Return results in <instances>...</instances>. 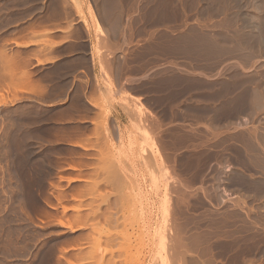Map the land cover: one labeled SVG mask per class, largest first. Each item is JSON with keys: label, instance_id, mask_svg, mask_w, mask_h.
Instances as JSON below:
<instances>
[{"label": "rangeland", "instance_id": "1", "mask_svg": "<svg viewBox=\"0 0 264 264\" xmlns=\"http://www.w3.org/2000/svg\"><path fill=\"white\" fill-rule=\"evenodd\" d=\"M23 1L0 0L2 64L11 23L41 9ZM117 3L103 25L90 8L102 58L139 77L117 120L105 100L94 131L61 123L68 104H0V264H264V0Z\"/></svg>", "mask_w": 264, "mask_h": 264}, {"label": "crops", "instance_id": "2", "mask_svg": "<svg viewBox=\"0 0 264 264\" xmlns=\"http://www.w3.org/2000/svg\"><path fill=\"white\" fill-rule=\"evenodd\" d=\"M6 1L7 0H2L3 4H5ZM12 1L14 2L17 0H12ZM21 1H23V0H21ZM35 1L36 0H24L23 2L18 3L20 6H18V4H12L13 8H15V6H17L16 8H18V9L32 6V7L42 8V10L36 9L35 11L29 13L27 15L28 17L26 16L22 19H18L16 21H14L13 24L11 23V25L9 27L12 30V34L16 33V35L14 36V40H16V43H18L20 46H11V48L7 47L6 49H4L3 56L4 55L5 56H4V62H3V69H5V70H3V73L0 76L1 77L0 81L2 82L1 85L5 88L7 82H10V84L13 83L12 85H14V87L11 88L9 94L4 93L2 105L3 106H10L15 110L18 107H20L24 101H27L28 105L37 104V105H41L44 107H52V108L53 107L58 108V106L62 105V104H68L69 106H71L75 103L82 102V103H84L83 104L84 108L82 109V111L80 109L77 110L76 108H74L75 110L71 109V107L68 106L67 109L70 110L69 115H71V116H68L66 119H62L61 123L66 122L68 124L77 125L78 123L81 122L84 124V126H89L91 131H94L95 126L93 123L97 117L99 104L105 100L107 102L110 101L109 103H112L111 107H112V110L114 113L113 117L115 120H117V116H118L117 113H122L124 111L122 108L123 107L122 102L124 101L123 99L126 98V95H125L126 91L131 92L132 96H135V97L141 96L142 97V93H139L137 91V88H138L137 85H138V78L139 77H137L133 74L128 76L129 79L127 77H126L127 79H123L119 76H116L117 71H116L115 65H116L117 61H119V59L116 58V59H114L115 61L112 62L108 58L105 59V58L100 57L101 56L100 54L104 53V51L102 49L99 50L100 47H99V43H98L99 42L98 40L101 39L102 36L97 31L96 21L92 17L91 11H90V8H92V10L95 12V14L98 15L97 14V12H98L97 8L103 7V6L108 7L109 4H110L109 6H111V7L113 6V4H114V6L118 5L116 3L117 0L116 1H111V0H63V2H62V0H37L36 2ZM64 4H66V5H64ZM76 5L79 6L80 8H82V10L84 11V14H85V18H82L80 15H78L76 13V11L72 10L75 8L74 6H76ZM56 8H57V10H56ZM66 12H67V14H66ZM61 14L64 15V17ZM71 14H72V16H71ZM98 17L99 18H97V22L99 21V23L103 24L102 20L100 18V15H98ZM119 17H120V15H119ZM44 18H46V19L44 20ZM67 18H68L69 24H68V21H65V20H67ZM70 18H71V20H69ZM73 18H74V21H73ZM41 21H43V22H41ZM49 22L52 23V25ZM36 23H37V25H36ZM29 24H31V25H29ZM46 24H48V26H46V28H45ZM64 24H67V25H64ZM40 25L42 26V28ZM55 26H57V27H55ZM38 28H39V30H38ZM67 28H69L70 31ZM6 29H7V27H6ZM6 29L4 28V31ZM26 30H27V32H26ZM71 31L74 34H72ZM32 32H34V33H32ZM19 33L23 34L24 36L23 35L20 36ZM25 35L26 36L30 35L29 36L30 38L29 39L26 38ZM44 35H46V36H44ZM71 35H73V36H71ZM76 35H77V37H76ZM20 37H21V39H19ZM25 40H28L27 43ZM79 44H81V45H79ZM43 45L45 46V48L43 47ZM67 45L69 48H67ZM25 48L26 49L31 48L32 50L30 49V52L24 53L23 50ZM47 48H48V50H47ZM50 48L52 50H50ZM7 52L9 53L8 56H7ZM42 53H44V54H42ZM49 53H52V54H49ZM40 54H41V56H40ZM27 56H28V58H27ZM48 56H50V57H48ZM82 56H84V57H82ZM40 57H42V59ZM77 57L79 58V59H77L78 62L76 60ZM80 57H81L82 61L80 60ZM19 58H21V59H19ZM34 58H35V60H34ZM39 58H40V60H39ZM49 58H51V60H49ZM16 59L18 62L17 64H16ZM25 59H26V61H24ZM47 59H48V61H47ZM7 60H9L10 62L5 63V61H7ZM45 60L47 62H45ZM84 60H86V61L84 62ZM30 61H32V62H30ZM68 61H70V62H68ZM24 62H26V64H25L26 66H24L22 64ZM20 63L22 66L20 65ZM101 63H102V65H104V67L105 66L107 67V68L105 67V70H103V71L101 70ZM105 64H107V65H105ZM16 65H18L19 69L17 68ZM66 65H68L69 68H67ZM72 65H73L74 69L72 68ZM93 65H94V67H93ZM63 66H64V69H63ZM89 66L91 67V69L89 68ZM23 67H24V69H23ZM25 67H27V68L25 69ZM80 67H81V70H80ZM15 68H16V70H15ZM76 68L78 69V72H77ZM87 69H88V71H87ZM91 70H92V72H91ZM106 71L109 75L111 73V75L110 76L105 75ZM5 72H8V73H5ZM24 72H26V73H24ZM112 72H113V74H112ZM62 73H64V74H62ZM146 73L147 74L142 76V79L147 81V80H150V69H148ZM24 74L26 77L23 76ZM46 74H47V76H46ZM49 74H51V76ZM58 77H59V79H58ZM117 78H119V79H117ZM5 79H7V80H5ZM48 79H49V81H48ZM108 79L112 81L113 86H111V87L108 86V84H109ZM30 81L32 82L31 83L32 86L30 84ZM40 81H42V82H40ZM43 81H44V83H43ZM129 81H130V83H129ZM25 82L28 83L29 85L28 84L26 85ZM21 83H22V85H21ZM118 83H119V85H121V83H122V86H118ZM36 84H37V87L35 86ZM127 84L129 86H134L135 87L134 89L136 91L135 90L131 91V89L129 88V86ZM67 85L69 86V88L67 87ZM82 85H83V87H82ZM95 85L97 86V88ZM25 86H26V90H25ZM28 86H29L30 90L28 89ZM43 86L46 88H44ZM70 87H72V88H70ZM19 88H21V89H19ZM43 88H44V90H43ZM16 89H17V91H16ZM33 89H35V90H33ZM56 89H58V91ZM65 89H67V90L65 91ZM19 90H21V91H19ZM95 90H97V91L95 92ZM118 91H120V93H118ZM122 91L125 93H122ZM20 92H21V94H20ZM76 92L79 94H77ZM48 93H50V94H48ZM35 98H36V100H35ZM92 99H93V101H92ZM99 100H101V101H99ZM143 100H144V97H143ZM128 101L132 102L131 99H128ZM96 102H98V103H96ZM77 111H78V113H77ZM84 114H85V116H84Z\"/></svg>", "mask_w": 264, "mask_h": 264}, {"label": "bare ground", "instance_id": "3", "mask_svg": "<svg viewBox=\"0 0 264 264\" xmlns=\"http://www.w3.org/2000/svg\"><path fill=\"white\" fill-rule=\"evenodd\" d=\"M17 1H18V0H17ZM36 1H37V0H36ZM36 1H35V2H36ZM111 1H112V0H111ZM114 1H116V0H114ZM118 1H119V0H118ZM249 1H250V0H249ZM255 1H256V0H255ZM35 2H34V3H35ZM51 2H52V1H51ZM59 2H60V1H59ZM62 2H63V0H62ZM92 2H93V1H92ZM98 2H99V1H98ZM67 3H68V2H67ZM116 3H117V2H116ZM120 3H121V2H119V5H120ZM11 4H12V3H11ZM23 4H24V3H23ZM44 4H45V3H44ZM71 4H72V3H71ZM92 4H93V3H92ZM117 4H118V3H117ZM29 5H30V4H29ZM64 5H66V4H64ZM77 5H78V4H77ZM96 5H97V4H96ZM102 5H103V4H102ZM109 5H110V4H109ZM109 5H108V6H109ZM111 5H112V4H111ZM113 5H114V4H113ZM18 6H20V5L18 4ZM26 6H27V5H26ZM36 6H37V5H36ZM62 6H63V5H62ZM70 6H71V5H70ZM16 7H17V6H15V8H16ZM74 7H75V6H74ZM105 7H106V6H104V8H105ZM114 7H115V6H114ZM118 7H119V6H118ZM256 7H257V6H256ZM69 8H70V7H69ZM20 9H21V8H20ZM23 9H24V8H23ZM50 9H51V8H50ZM62 9H63V8H62ZM97 9H98V8H97ZM118 9H119V8H118ZM41 10H42V8H41ZM53 10H54V9H53ZM56 10H57V8H56ZM72 10L75 11V9H72ZM72 10H71V11H72ZM76 10H77V8H76ZM104 10H105V9H104ZM110 10H112V9H110ZM113 10H114V9H113ZM31 11H32V9H31ZM58 11H59V10H58ZM71 11H70V12H71ZM105 11H107V7H106V10H105ZM108 11H109V10H108ZM54 12H55V11H54ZM72 12H73V11H72ZM77 12H78V10H77ZM39 13H40V12H39ZM57 13H58V12H57ZM60 13H61V12H60ZM110 13H111V12H110ZM120 13H121V12H120ZM66 14H67V12H66ZM68 14H69V13H68ZM75 14H76V13H75ZM106 14H107V13H106ZM108 14H109V13H108ZM122 14H123V13H122ZM61 15H62V14H61ZM79 15H80V14H79ZM23 16H24V15H23ZM52 16H53V15H52ZM55 16H56V15H55ZM55 16H54V17H55ZM62 16L64 17V15H62ZM62 16H61V17H62ZM65 16H66V15H65ZM71 16H72V14H71ZM73 16H74V15H73ZM111 16H112V15H111ZM113 16H114V15H113ZM115 16H116V15H115ZM115 16H114V17H115ZM27 17H28V16H27ZM38 17H39V16H38ZM40 17H41V16H40ZM59 17H60V16H59ZM66 17H67V16H66ZM75 17H76V16H75ZM77 18H78V17H77ZM98 18H99V17H98ZM103 18H104V17H103ZM117 18H118V17H117ZM253 18H254V17H253ZM29 19H30V18H29ZM42 19H43V18H42ZM45 19H46V18H44V20H45ZM48 19H49V18H48ZM52 19H53V18H52ZM57 19H58V18H57ZM106 19H107V18H106ZM256 19H257V18H256ZM55 20H56V19H55ZM62 20H63V19H62ZM69 20H71V18H70ZM117 20H118V19H116V26H114V29L117 27V24H118V23H117ZM65 21H68V18H67V20H65ZM73 21H74V18H73ZM107 21H108V20H107ZM114 21H115V20H114ZM114 21H113V22H114ZM120 21H121V20H120ZM13 22H14V21H13ZM13 22H12V24H13ZM35 22H36V21H35ZM41 22H43V21H41ZM50 22H51V21H50ZM50 22H49V23H50ZM75 22H76V21H75ZM98 22H99V21H98ZM105 22H106V21H105ZM111 22H112V21H111ZM111 22H110V23H111ZM261 22H262V21H261ZM263 22H264V21H263ZM70 23H71V22H70ZM72 23H73V22H72ZM103 23H104V22H103ZM40 24H41V23H40ZM50 24L52 25V23H50ZM50 24H49V25H50ZM56 24H57V23H56ZM58 24H59V23H58ZM68 24H69V21H68ZM98 24H99V23H98ZM113 24H115V23H113ZM121 24H122V23H121ZM263 24H264V23H263ZM29 25H31V24H29ZM36 25H37V23H36ZM64 25H67V24H64ZM72 25H73V24H72ZM102 25H103V24H102ZM110 25H111V24H110ZM118 25H119V24H118ZM26 26H27V25H26ZM40 26H41V25H40ZM46 26H48V24L45 25V28H46ZM69 26H70V25H69ZM78 26H79V25H78ZM78 26H77V27H78ZM84 26H85V25H84ZM23 27H24V26H23ZM53 27H54V26H53ZM55 27H57V26H55ZM59 27H60V26H59ZM119 27H120V25H119ZM121 27H122V25H121ZM259 27H260V26H259ZM5 28H6V27H5ZM27 28H28V27H27ZM33 28H34V27H33ZM41 28H42V26H41ZM43 28H44V27H43ZM47 28H48V27H47ZM103 28H104V27H103ZM106 28H107V27H106ZM106 28H105V29H106ZM260 28H261V27H260ZM3 29H4V28H3ZM25 29H26V28H25ZM29 29H30V28H29ZM29 29H28V30H29ZM36 29H37V28H36ZM67 29H69V28H67ZM111 29H112V28H111ZM262 29H263V27H262ZM22 30H23V29H22ZM38 30H39V28H38ZM51 30H52V29H51ZM51 30H50V31H51ZM53 30H54V29H53ZM64 30H65V29H64ZM17 31H18V30H17ZM29 31H30V30H29ZM47 31H48V30H47ZM69 31H70V29H69ZM86 31H87V30H86ZM110 31H111V30H110ZM257 31H258V30H257ZM20 32H21V31H20ZM26 32H27V30H26ZM30 32H31V31H30ZM64 32H65V31H64ZM66 32H67V31H66ZM71 32H72V31H71ZM71 32H70V33H71ZM105 32H106V31H105ZM105 32H104V33H105ZM112 32H113V29H112ZM21 33H22V32H21ZM32 33H34V32H32ZM47 33H48V32H47ZM53 33H54V32H53ZM106 33H107V32H106ZM262 33H263V32H262ZM262 33H261V35H262ZM19 34H20V33H19ZM37 34H38V33H37ZM37 34H36V35H37ZM42 34H43V33H42ZM72 34H74V33L72 32ZM112 34H113V36H114V33H112ZM118 34H119V33H118ZM21 35H23V34H20V36H21ZM49 35H50V34H49ZM52 35H53V34H52ZM78 35H79V34H78ZM100 35H101V34H100ZM102 35H103V32H102ZM116 35H117V33L115 34V36H116ZM255 35H257V34H255ZM23 36H24V35H23ZM29 36H30V35H28V36L25 35V37L28 38V39L30 38ZM32 36H33V35H32ZM44 36H46V35H44ZM55 36H56V35H55ZM71 36H73V35H71ZM82 36H83V35H82ZM107 36H109V34H107ZM110 36H111V35H110ZM35 37H36V36H35ZM52 37H53V36H52ZM57 37H58V36H57ZM76 37H77V35H76ZM105 37H106V36H105ZM251 37H252V36H251ZM253 37H254V36H253ZM37 38H38V37H37ZM41 38H42V37H41ZM87 38H88V37H87ZM102 38H104V36H102ZM112 38H113V37H112ZM19 39H21V37H20ZM74 39H75V38H74ZM108 39H109V37H108ZM260 39H261V37H260ZM262 39H263V37H262ZM86 40H87V39H86ZM25 41H26V43H27L28 40H25ZM52 41H53V40H52ZM46 42H47V41H46ZM50 42H51V41H50ZM99 42H100V41H99ZM101 42H102V41H101ZM105 42H106V40H105ZM105 42H104V44H105ZM251 42H252V41H251ZM255 42H256V41H255ZM257 42H258V40H257ZM40 43H41V42H40ZM43 43H44V42H43ZM74 43H75V42H74ZM109 43H110V42H108V44H109ZM21 44H22V43H21ZM44 44H45V43H44ZM46 44H47V43H46ZM258 44H259V43H258ZM69 45H70V44H69ZM79 45H81V44H79ZM85 45H86V44H85ZM88 45H89V44H88ZM113 45H114V44H113ZM253 45H254V44H253ZM23 46H24V45H23ZM37 46H38V45H37ZM51 46H52V45H51ZM55 46H56V45H55ZM75 46H76V45H75ZM83 46H84V45H83ZM105 46H106V44H105ZM108 46H109V45H108ZM43 47L45 48L44 45H43ZM46 47H47V46H46ZM71 47H72V46H71ZM80 47H81V46H80ZM103 47H104V46H103ZM111 47H112V44H111ZM115 47H116V45H115ZM115 47H113L114 50H115ZM257 47H258V46H257ZM10 48H11V47H10ZM17 48H18V47H17ZM54 48H55V47H54ZM54 48H53V49H54ZM67 48H69L68 45H67ZM106 48H107V47H106ZM108 48H109V47H108ZM116 48H117V47H116ZM27 49H28V48H27ZM30 49H31V48H30ZM35 49H36V48H35ZM37 49H38V48H37ZM57 49H58V48H57ZM63 49H64V48H63ZM111 49H112V48H111ZM249 49H250V48H249ZM25 50H26V48H25ZM31 50H32V49H31ZM47 50H48V48H47ZM50 50H52V49L50 48ZM66 50H67V49H66ZM66 50H65V51H66ZM80 50H81V49H80ZM99 50H100V48H99ZM99 50H98V51H99ZM250 50H251V49H250ZM250 50H249V51H250ZM5 51H6V50H5ZM40 51H41V50H40ZM42 51H43V50H42ZM109 51H110V49H109ZM235 51H236V50H235ZM235 51H233V53H234ZM10 52H11V51H10ZM15 52H16V51H15ZM29 52H30V50H29ZM35 52H36V51H35ZM44 52H45V51H44ZM54 52H55V51H54ZM56 52H57V51H56ZM76 52H77V51H76ZM84 52H85V51H84ZM111 52H112V51H111ZM24 53H25V51H24ZM27 53H28V52H27ZM46 53H47V52H46ZM52 53H53V52H52ZM52 53H49V54H52ZM257 53H258V51H257ZM8 54H9V53L7 52V56H8ZM29 54H30V53H29ZM42 54H44V53H42ZM53 54H54V53H53ZM66 54H67V53H66ZM235 54H236V53H235ZM259 54H260V52H259ZM1 55H2V54H1ZM18 55H19V54H18ZM20 55H21V54H20ZM45 55H46V54H45ZM67 55H68V54H67ZM105 55H106V53H105ZM112 55H113V54H112ZM261 55H263V54H261ZM4 56H5V55H4ZM13 56H14V55H13ZM35 56H36V55H35ZM40 56H41V54H40ZM53 56H54V55H53ZM56 56H57V55H56ZM56 56H55V57H56ZM68 56H69V55H68ZM248 56H250V55L248 54ZM37 57H38V56H37ZM37 57H36V58H37ZM48 57H50V56H48ZM82 57H84V56H82ZM100 57H102V56H100ZM111 57H112V56H111ZM236 57H237V56H236ZM242 57H243V56H242ZM242 57H241V59H242ZM250 57H251V56H250ZM27 58H28V56H27ZM29 58H30V57H29ZM31 58H32V57H31ZM40 58L42 59V57H40ZM40 58H39V60H40ZM45 58H46V57H45ZM244 58H245V57H244ZM251 58H252V57H251ZM19 59H21V58H19ZM54 59H55V58H54ZM77 59H79V58L77 57L76 60H77ZM83 59H84V58H83ZM120 59H121V58H120ZM247 59H248V58H247ZM249 59H250V58H249ZM28 60H29V59H28ZM34 60H35V58H34ZM49 60H51V58H49ZM80 60H81V57H80ZM238 60H239V59H238ZM2 61L4 62V59H3ZM24 61H26V59H25ZM47 61H48V59H47ZM47 61L45 60V62H47ZM63 61H64V60H63ZM81 61H82V60H81ZM81 61H80V62H81ZM85 61H86V60H84V62H85ZM91 61H92V60H91ZM108 61H109V60H108ZM113 61H115V60H113ZM120 61H121V60H120ZM120 61H119V62H120ZM125 61H126V60H125ZM129 61L131 62V60H129ZM30 62H32V61H30ZM39 62H40V61H39ZM41 62H42V61H41ZM68 62H70V61H68ZM77 62H78V60H77ZM242 62H243V61H242ZM242 62H241V63H242ZM244 62H245V61H244ZM0 63H1V61H0ZM5 63H6V61H5ZM7 63H8V62H7ZM17 63H18V62H17V59H16V64H17ZM71 63H72V62H71ZM106 63H107V62H106ZM110 63H111V62H110ZM110 63H109V64H110ZM1 64H2V63H1ZM22 64H23L24 66H26V65H25L26 62H24V63H22ZM47 64H48V63H47ZM68 64H69V63H68ZM80 64H81V63H80ZM88 64H89V63H88ZM121 64H122V63H121ZM5 65H6V64H5ZM20 65H21V63H20ZM30 65H31V64H30ZM44 65H45V64H44ZM84 65H85V64H84ZM105 65H107V64H105ZM110 65H111V64H110ZM113 65H114V64H113ZM113 65H112V66H113ZM2 66H3V64H2ZM16 66H17V68L19 69L18 65H16ZM16 66H15V67H16ZM21 66H22V65H21ZM74 66H75V65H74ZM101 66H102V63H101ZM112 66H111V67H112ZM116 66H117V65H116ZM128 66H129V65H128ZM31 67H32V66H31ZM66 67L69 68L68 65H66ZM93 67H94V65H93ZM105 67H106V66H105ZM4 68H5V67H4ZM7 68H8V67H7ZM26 68H27V67H25V69H26ZM45 68H46V67H45ZM59 68H60V67H59ZM72 68H73V65H72ZM84 68H85V67H84ZM84 68H83V69H84ZM89 68L91 69L90 66H89ZM103 68H104V67H103ZM106 68H107V67H106ZM119 68H120V67H119ZM0 69H1V68H0ZM23 69H24V67H23ZM29 69H30V68H29ZM41 69H42V68H41ZM63 69H64V66H63ZM73 69H74V68H73ZM76 69H77V68H76ZM128 69H130V68H128ZM3 70H5V69H3ZM15 70H16V68H15ZM39 70H40V69H39ZM80 70H81V67H80ZM101 70H102V69H101ZM104 70H105V69H104ZM106 70H107V69H106ZM117 70L119 71L118 68H117ZM117 70H116V71H117ZM121 70H122V69H121ZM131 70H132V68H131ZM136 70H137V69H136V67H135V71H136ZM24 71H25V70H24ZM49 71H50V70H49ZM55 71H56V70H55ZM61 71H62V70H61ZM67 71H68V70H67ZM87 71H88V69H87ZM102 71H103V70H102ZM109 71H110V70H109ZM111 71H112V70H111ZM135 71H134V72H135ZM27 72H28V71H27ZM35 72H36V71H35ZM75 72H76V71H75ZM77 72H78V69H77ZM91 72H92V70H91ZM5 73H7V72H5ZM22 73H23V72H22ZM24 73H26V72H24ZM36 73H37V72H36ZM56 73H57V72H56ZM59 73H60V72H59ZM80 73H81V72H80ZM131 73H132V71H131ZM62 74H64V73H62ZM112 74H113V72H112ZM120 74H121V72H120ZM127 74H128V73H127ZM134 74H135V73H134ZM146 74H147V73H146ZM49 75L51 76V74H49ZM55 75H56V74H55ZM55 75H54V76H55ZM75 75H76V74H75ZM105 75H109V74L107 73V71H106V74H105ZM110 75H111V73H110ZM110 75H109V76H110ZM135 75H136V74H135ZM5 76H6V75H5ZM46 76H47V74H46ZM50 76H49V77H50ZM52 76H53V75H52ZM109 76H108V77H109ZM116 76H118V75H116ZM147 76H148V75H147ZM25 77H26V76H25ZM43 77H44V76H43ZM78 77H79V76H78ZM105 77H106V76H105ZM112 77H113V76H112ZM119 77H120V76H119ZM38 78H39V77H38ZM44 78H45V77H44ZM51 78H52V77H51ZM115 78H116V77H115ZM121 78H122V77H121ZM136 78H137V77H136ZM24 79H25V78H24ZM49 79H50V78H49ZM49 79H48V81H49ZM58 79H59V77H58ZM76 79H77V78H76ZM87 79H88V78H87ZM117 79H119V78H117ZM128 79H129V78H128ZM132 79H133V78H132ZM173 79H174V78H173ZM259 79H260V78H259ZM5 80H7V79H5ZM18 80H19V79H18ZM26 80H27V79H26ZM29 80H30V79H29ZM40 80H41V79H40ZM45 80H46V79H45ZM80 80H81V79H80ZM108 80H109V79H108ZM182 80H183V79H182ZM182 80H181V81H182ZM24 81H25V80H24ZM24 81H23V82H24ZM35 81H36V80H35ZM96 81H97V80H96ZM109 81H111V80H109ZM120 81H121V80H120ZM138 81H139V80H138ZM179 81H180V78H179ZM20 82H21V81H20ZM40 82H42V81H40ZM86 82H87V81H86ZM107 82H108V81H107ZM18 83H19V82H18ZM25 83H26V82H25ZM31 83H32V82L30 81V84H31ZM43 83H44V81H43ZM129 83H130V81H129ZM146 83H147V82H146ZM146 83H145V84H146ZM177 83H178V80H177ZM12 84H13V83H12ZM27 84H28V83H26V85H27ZM66 84H67V83H66ZM109 84H110V82H109ZM109 84H108V85H109ZM21 85H22V83H21ZM23 85H24V84H23ZM28 85H29V84H28ZM38 85H39V84H38ZM78 85H79V84H78ZM89 85H90V84H89ZM127 85H128V84H127ZM132 85H133V84H132ZM12 86L14 87V85H12ZM31 86H32V84H31ZM33 86H34V85H33ZM35 86L37 87V84H36ZM95 86H96V85H95ZM118 86H122V83H121V85H119V83H118ZM128 86H129V85H128ZM223 86H224V85H223ZM262 86H263V85H262ZM17 87H18V86H17ZM43 87H44V86H43ZM67 87L69 88L68 85H67ZM82 87H83V85H82ZM131 87H132V86H131ZM133 87H134V86H133ZM137 87H138V86H137ZM137 87H136V88H137ZM44 88H46V87H44ZM44 88H43V90H44ZM49 88H50V87H49ZM58 88H59V87H58ZM63 88H64V87H63ZM70 88H72V87H70ZM77 88H78V87H77ZM96 88H97V86H96ZM100 88H101V87H100ZM134 88H135V87H134ZM147 88H148V87H147ZM19 89H21V88H19ZM28 89H29V86H28ZM41 89H42V88H41ZM61 89H62V88H61ZM79 89H80V88H79ZM90 89H91V88H90ZM120 89H121V88H120ZM25 90H26V86H25ZM29 90H30V89H29ZM33 90H35V89H33ZM43 90H42V91H43ZM56 90L58 91V89H56ZM66 90H67V89H65V91H66ZM80 90H81V89H80ZM108 90H109V89H108ZM114 90H115V89H114ZM117 90H118V89H117ZM138 90H139V89H138ZM16 91H17V89H16ZM19 91H21V90H19ZM82 91H83V90H82ZM96 91H97V90H95V92H96ZM101 91H102V90H101ZM103 91H104V90H103ZM55 92H56V91H55ZM61 92H62V91H61ZM32 93H33V92H32ZM76 93H77V92H76ZM113 93H114V92H113ZM116 93H117V92H116ZM118 93H120V91H118ZM122 93H125V92L122 91ZM129 93H130V92H129ZM20 94H21V92H20ZM40 94H41V93H40ZM43 94H44V93H43ZM48 94H50V93H48ZM77 94H79V93H77ZM85 94H86V93H85ZM98 94H99V93H98ZM143 94H144V93H143ZM147 94H148V93H147ZM244 94H246V93H244ZM22 95H23V94H22ZM41 95H42V94H41ZM51 95H52V94H51ZM81 95H82V94H81ZM218 95H220V94H218ZM246 95H247V94H246ZM46 96H47V95H46ZM53 96H54V95H53ZM65 96H66V95H65ZM65 96H64V97H65ZM93 96H94V95H93ZM97 96H98V95H97ZM118 96H119V95H118ZM143 96H145V95H143ZM243 96H244V95H242V98H243ZM11 97H12V96H11ZM84 97H85V96H84ZM128 97H129V96H128ZM136 97H137V96H136ZM8 98H9V97H8ZM33 98H34V97H33ZM86 98H87V97H86ZM122 98H123V97H122ZM94 99H95V98H94ZM146 99H147V98H146ZM239 99H241V98H239ZM243 99H244V98H243ZM35 100H36V98H35ZM86 100H87V99H86ZM123 100H124V99H123ZM147 100H148V99H147ZM160 100H161V98H160ZM0 101H1L0 104H3V103H2V100H0ZM14 101H15V100H14ZM73 101H74V100H73ZM92 101H93V99H92ZM99 101H101V100H99ZM135 101H137V100H135ZM158 101H159V100H158ZM242 101H243V100H242ZM242 101H241V103H242ZM109 102H110V101H109ZM159 102H161V101H159ZM4 103H5V102H4ZM91 103H92V102H91ZM96 103H98V102H96ZM125 103L127 104L126 101H125ZM125 103H124V104H125ZM150 103H151V102H150ZM241 103H240V104H241ZM82 104H84V103H82ZM108 104H109V103H108ZM133 104H134V103H133ZM237 104H238V103H237ZM240 104H239V105H240ZM76 105H77V103H76ZM99 105H100V104H99ZM147 105H148V103H147ZM234 105H235V104H234ZM16 106H17V105H16ZM18 106H19V105H18ZM74 106H75V104H74ZM123 106H124V105H123ZM126 106H127V105H126ZM126 106H125V107H126ZM129 106H130V104H129ZM129 106H128L127 108H129ZM136 106H137V105H136ZM157 106H158V105H157ZM236 106H238V105H236ZM69 107H70V106H69ZM95 107H96V106H95ZM131 107H132V106H131ZM150 107H151V106H150ZM230 107H231V106H230ZM232 107H233V106H232ZM76 108H77V107H76ZM138 108H140V106H138ZM161 108H162V107H161ZM166 108H167V107H166ZM236 108H237V107H235V109H236ZM241 108H242V106H241ZM71 109H72V108H71ZM136 109H137V108H136ZM74 110H75V109H74ZM131 110H132V109H131ZM153 110H154V108H153ZM167 110H168V109H167ZM236 110H237V109H236ZM127 111H128V109L126 110V112H127ZM187 111H188V110H187ZM194 111H195V110H194ZM229 111H230V110H229ZM229 111H228V112H229ZM231 111H232V110H231ZM72 112H73V111H72ZM129 112H130V113H129V115H130V114H131V111H129ZM163 112H165V110H164ZM195 112H196V111H195ZM242 112H243V111H242ZM77 113H78V111H77ZM81 113H82V112H81ZM73 114H74V113H73ZM132 114H133V113H132ZM132 114H131V115H132ZM163 114H164V113H163ZM163 114H162V115H163ZM129 115H128V116H129ZM141 115H142V114H141ZM147 115H148V114H147ZM164 115H165V114H164ZM70 116H71V115H70ZM84 116H85V114H84ZM193 116H194V114H193ZM74 117H75V116H74ZM74 117H73V118H74ZM81 117H82V116H81ZM52 119H53V118H52ZM59 119H60V118H59ZM64 119H65V118H64ZM69 119H70V118H69ZM57 120H58V119H57ZM60 120H62V118H61ZM150 120H151V118H150ZM163 120H164V119H163ZM166 120H167V119H166ZM68 121H69V120H68ZM72 121H73V120H72ZM74 122H75V121H74ZM157 122H158V121H157ZM159 122H160V121H159ZM159 122H158V123H159ZM163 122H164V121H163ZM58 124H59V123H58ZM147 125H148V124H147ZM114 126H115V125H114ZM156 127H157V126H156ZM110 128H111V127H110ZM80 129H81V127H80ZM86 129H87V128H86ZM93 129H94V128H93ZM168 129H169V128H168ZM171 129H173V128H171ZM148 130H149V128H148ZM89 131H90V130H89ZM115 131H116V126H115ZM149 131H150V130H149ZM125 132H126V131H125ZM111 133H112V132H111ZM117 134H118V133H117ZM153 134H154V133H153ZM166 134H167V133H166ZM156 135H157V134H156ZM172 135H173V134H172ZM115 136H116V135H115ZM115 136H114V137H115ZM165 136H166V135H165ZM169 136H170V135H169ZM239 136H240V135H239ZM157 137H158V136H157ZM261 137H262V136H261ZM263 137H264V136H263ZM145 138H146V137H145ZM151 138H152V137H151ZM162 138H163V136H162ZM167 138H169V137H167ZM237 138H238V137H237ZM143 139H144V137H143ZM160 139H161V137H160ZM163 139H164V138H163ZM173 139H174V138H173ZM182 139H183V138H182ZM248 139H249V138H248ZM251 139H252V138H251ZM259 139H260V138H259ZM156 140H157V139H156ZM167 140H169V139H167ZM146 141H147V139H146ZM168 142H169V141H168ZM177 142L179 143V140H178ZM248 142H249V140H248ZM147 143H148V141H147ZM162 143H163V142H161V144H162ZM164 143H165V142H164ZM171 143H172V142H171ZM253 143H254V142H253ZM161 144H160V145H161ZM169 144H170V143H169ZM151 145H152V144H151ZM256 145H257V144H256ZM256 145H255V146H256ZM152 146H153V145H152ZM152 146H150V147L152 148ZM250 146H251V145H250ZM250 146H249V148H250ZM252 146H254V145H252ZM169 147H170V146H169ZM177 147H178V146H177ZM87 148H88V147H87ZM164 148H166V147H164ZM143 149H144V148H143ZM255 149H256V147H255ZM155 150H156V149H155ZM161 150H162V149H161ZM173 150H174V149H173ZM175 150H176V149H175ZM251 150H252V149H251ZM257 150H258V149H257ZM257 150H256V151H257ZM143 151H144V150H143ZM143 151H142V153H143ZM153 151H154V149H153ZM156 152H157V151H156ZM239 152H240V151H239ZM237 154H238V153H237ZM152 155H153V153H152ZM166 155H168V153H167ZM166 155H165V156H166ZM163 156H164V155H163ZM178 156H179V155H178ZM225 156H226V155H225ZM153 158H154V157H153ZM178 158H179V157H178ZM180 158H181V157H180ZM185 158H186V157H185ZM239 158H240V157H239ZM239 158H238V159H239ZM260 158H262V157H260ZM166 159H167V158H166ZM263 160H264V159H263ZM263 163H264V162H263ZM155 164H156V162H155ZM261 164H262V163H261ZM258 165H259V164H258ZM73 167H74V166H73ZM74 168H75V167H74ZM110 168H111V167L109 166V169H110ZM161 168H162V167H161ZM163 169H164V165H163ZM165 169H166V167H165ZM107 170H108V169H107ZM262 171H263V170H262ZM109 174H110V171H109ZM114 175H115V173H114ZM164 175H165V173H164ZM108 176H112V175H108ZM162 177H163V176H162ZM166 177H167V175H166ZM154 178H156V177L154 176ZM157 178H158V177H157ZM157 178H156V179H157ZM110 179H111V178H110ZM245 179H246V178H245ZM116 180H117V178L115 179V181H116ZM241 182H242V181H241ZM243 182H244V181H243ZM256 182H257V181H256ZM114 183H115V182H114ZM115 184L117 185L118 183H115ZM121 184H122V183H121ZM234 184H235V183H234ZM237 184H238V183H237ZM253 184H254V183H253ZM258 184H259V183H258ZM258 184H257V185H258ZM161 185H162V184H161ZM238 185H239V184H238ZM246 185H247V184H246ZM246 185H245V186H246ZM117 186L120 188L121 185H117ZM166 186H167V185H166ZM178 186H179V185H178ZM241 186H242V185H241ZM241 186H240V187H241ZM248 186H249V185H248ZM121 187H122V186H121ZM246 187H247V186H246ZM248 188H250V187H248ZM258 188H260V187L258 186ZM263 188H264V187H263ZM171 189H172V188H171ZM177 189H178V188H177ZM179 189H180V188H179ZM174 190H175V189H174ZM179 191H180V190H179ZM182 192H183V189H182ZM180 194H181V191H180ZM131 199H133V197H132ZM193 200H194V199H193ZM131 201H132V203H134V199H133V200H130V202H131ZM165 201H166V200H165ZM237 201H239V199H238ZM130 202H129V203H130ZM191 202H192V199H191ZM235 202H236V200H235ZM195 204H196V203H195ZM244 205H245V203H244ZM244 205H243V206H244ZM236 206H237V204H236ZM140 207H141V206H140ZM169 208H170V207H169ZM134 209H135V208H134ZM137 209H138V208H137ZM137 209H136V210H137ZM90 210H91V209H90ZM171 211H172V209H171ZM91 212H92V211H91ZM168 212H169V211H168ZM99 213H100V212H99ZM116 213H117V212H115V214H116ZM131 213H132V212H130V214H131ZM248 213H249V212H248ZM104 214H105V212H104ZM106 214H109V213H106ZM110 214H111V212H110ZM115 214H113V215H115ZM136 214H137V213H136ZM136 214H135V215H136ZM131 215H133V213H132ZM131 215H130V216H131ZM180 215H181V214H180ZM91 216H92V215H91ZM133 216H134V215H133ZM166 216H167V215H166ZM166 216H165V217H166ZM94 217H95V216H94ZM118 217H119V215H118ZM118 217H116V218H118ZM121 217H122V215H121ZM99 218H100V217H99ZM109 218H111V216H110ZM112 218H113V217H112ZM133 218H134V217H133ZM135 218H136V217H135ZM91 219H92V218H91ZM93 219H94V218H93ZM120 219H121V218H120ZM120 219H119V220H120ZM122 219H123V218H122ZM137 219H138V218H137ZM116 220H117V219H116ZM133 220H134V219H133ZM142 221H143V220H142ZM111 222H112V221H111ZM133 222H134V221H133ZM187 222H188V221H187ZM112 223H114V221H113ZM135 223H136V222H135ZM162 223H163V222H162ZM183 223H184V222H183ZM163 224H164V223H163ZM190 224H191V223H190ZM138 225H139V224H138ZM176 225L178 226L179 224H176ZM166 226H167V225H166ZM173 226H175V225H173ZM180 227H182L181 224H180ZM174 228H175V227H174ZM184 228H185V225H184ZM182 229H183V228H182ZM182 229H180V230H181V233H183V235H184L185 232H182ZM163 230H164V229H163ZM166 230H167V228H166ZM175 230H176V229H175ZM167 231H168V230H167ZM173 231H174V230H173ZM100 232H101V231H100ZM104 232H105V231H104ZM159 232L163 233L164 231H162V230L160 229ZM159 232H158V234H159L158 237H162V238H163V234H164V233H163L162 235H160ZM171 232H172V230H171ZM174 232H175V231H174ZM178 232H179V230H178ZM107 233H108V232H107ZM110 234H111V233H110ZM172 234H173V232H172ZM185 234H186V233H185ZM102 235H104V234H103V231H102ZM105 235H106V234H105ZM165 235H166V232H165ZM176 235H177V234H176ZM176 235L174 236L175 238H176ZM188 236H189V235H188ZM106 237H107V236H106ZM110 237H111V235H110ZM114 237H116V235H114L113 238H114ZM166 237H167V235L165 236V238H166ZM172 237H173V236H172ZM107 238H108V237H107ZM111 238H112V237H111ZM111 238H109V239L111 240ZM113 238H112V241H113ZM162 238H161V239H162ZM240 238H241V237H240ZM117 239H118V238H117ZM178 239H179V238H178ZM178 239H176V240L178 241ZM193 239H195V238H193ZM168 240H169L168 237H167V239H164L165 243H166V241H167V243H166V245H163L164 247H162V248L160 247V249H161L162 251H163V249H164L165 247L167 248V244H169V243H168ZM172 240H175V239L172 238ZM180 240H181V238H180ZM180 240H179V242H180ZM106 241H107L108 244H109V240L106 239ZM106 241H105V242H106ZM117 241H118V240H117ZM161 241H163V240H159V242H161ZM164 241H163L162 243H164ZM181 241H182V240H181ZM115 242H116V241H115ZM170 242H171V241H170ZM182 242L185 243L186 241L183 240ZM187 242H188V241H187ZM194 242H195V241H194ZM111 243H112V242H111ZM162 243H161V244H162ZM165 243H164V244H165ZM158 244H159V243H158ZM175 244H176V241H175ZM186 244H187V243H185V245H186ZM159 246H160V244H159ZM161 246H162V245H161ZM178 246H179V244H178ZM188 246H189V245H188ZM190 246H191V245H190ZM181 247H183V246L181 245V246H180V249H181ZM185 247L188 248V250L190 249L189 247H187V245H186ZM193 247H194V246H193ZM176 248H177V247H176ZM191 248H192V247H191ZM170 250H171V249H170ZM173 250H174V249H173ZM183 250H184V248H183ZM164 251H165V249H164ZM167 251H168V250H167ZM191 251H192V250H191ZM169 252H170V251H169ZM176 252H177V249H176ZM176 252H175V253H176ZM166 253L168 254V252H166ZM172 253H174V252H172ZM179 253H180V252H177L176 255H178ZM183 253H184V252H183ZM167 254H166V256H167ZM170 254H171V253H170ZM160 255H162V254H160ZM176 255H175V256H176ZM182 255H183V254H182ZM169 256H171V255H168V256H167V259H168ZM178 256H179V255H178ZM184 256H185V255H184ZM100 257H101V255H100ZM103 257H104V256H103ZM162 258H163V257H162ZM164 258H165V257H164ZM160 259H161V258H160ZM173 259H174V258H173ZM97 260H98V259H97ZM161 260H162V259H161ZM163 260H164V262H165V259H163ZM170 260H172V259L170 258ZM170 260H169V262H170ZM181 260H182V259H181ZM206 260H207V259H206ZM173 261H174V260H173ZM176 261H178V260H176ZM176 261H174V262L176 263ZM185 261H186V259H185ZM71 262H72V261H71ZM162 262H163V261H162ZM164 262H163L162 264H166V263H167V261H166V263H164ZM169 262H168V263H169ZM180 262H181V261H180ZM182 262H183V261H182ZM188 262H189V260H188ZM100 263H102V262H100ZM189 263H190V262H189ZM96 264H97V263H96ZM177 264H178V263H177ZM192 264H193V263H192Z\"/></svg>", "mask_w": 264, "mask_h": 264}]
</instances>
